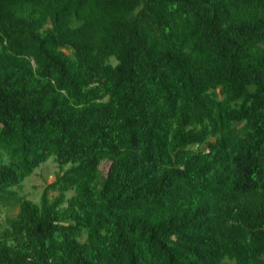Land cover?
<instances>
[{"label":"trees","instance_id":"obj_1","mask_svg":"<svg viewBox=\"0 0 264 264\" xmlns=\"http://www.w3.org/2000/svg\"><path fill=\"white\" fill-rule=\"evenodd\" d=\"M1 215L0 264H264V0H0Z\"/></svg>","mask_w":264,"mask_h":264},{"label":"rangeland","instance_id":"obj_2","mask_svg":"<svg viewBox=\"0 0 264 264\" xmlns=\"http://www.w3.org/2000/svg\"><path fill=\"white\" fill-rule=\"evenodd\" d=\"M56 162L50 157L46 162L36 168L30 176L26 177L22 183L21 190L31 199L37 201L41 191L46 183L51 182L57 171ZM16 210H12L9 214H14ZM3 216H0V221Z\"/></svg>","mask_w":264,"mask_h":264}]
</instances>
